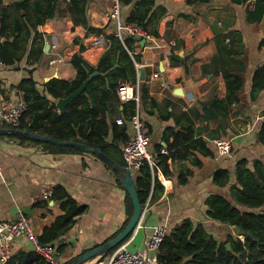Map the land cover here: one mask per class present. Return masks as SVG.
Masks as SVG:
<instances>
[{
	"label": "crops",
	"instance_id": "1",
	"mask_svg": "<svg viewBox=\"0 0 264 264\" xmlns=\"http://www.w3.org/2000/svg\"><path fill=\"white\" fill-rule=\"evenodd\" d=\"M17 1L21 0H3V5L11 6ZM155 1L156 6L166 10L159 23L160 36L125 38L136 40L133 44L135 54L142 57V63L137 65L138 74L140 69L145 70V80L141 83L147 88L149 98L142 102L140 113L150 129V152L157 161L160 155H164L161 154L163 148L169 151L165 140L167 130L181 133L192 123L195 129L192 142L202 139L212 155L205 154V146L194 145L185 150L187 145H182L178 148L179 155L185 158L169 159L167 162L170 176L166 177L159 167L157 178L164 186V192L152 200L151 210L143 217L128 246L130 251L144 250L155 226L166 224L170 230L187 218L206 224L207 229L220 239L226 232L227 235L234 234L233 227L207 219L206 199L212 194L230 196L239 160L247 159L251 166L255 160L264 162V145L256 138L259 126L264 122V91L256 97L252 96L254 73L264 64V6L255 11L257 0H210L196 5H188L186 0ZM67 7L68 4L63 2L60 15L38 28L42 36L31 44L21 63L0 71V108L2 105L13 106L24 99L20 84L31 70L38 90L44 92L46 83L54 79L73 81L76 78L77 71L71 60L80 53L81 47L85 48L82 56L90 65L96 67L100 62L107 44L96 46L93 42L98 36L105 35L88 32L84 26L76 25L72 17L65 14ZM131 9L122 8L125 19ZM109 11L107 2L89 0L87 15L90 26L104 30L107 35L115 33L116 27ZM217 31L231 34L226 40L227 43L233 40L230 49L234 54L230 58L241 61L245 67L241 103L232 107L230 128L221 138L232 143L229 155H223L209 140L220 121H207L203 117L204 104L215 98H224L227 94L220 68H208L218 55L214 40ZM178 41L181 44L173 52ZM40 46L44 47V53L33 65ZM169 52L179 56L185 64L172 63ZM53 60L56 62L51 65ZM216 70L220 71L218 75ZM152 100L157 103L155 108L151 106ZM130 107L129 102H122L119 98V101H112L103 109L108 126V143L115 140V124L119 129L127 127V133L133 136L131 119L128 120ZM168 113H172L173 117L164 120L162 115ZM183 114L190 122H178ZM120 119L122 124L118 123ZM86 129L87 125L83 130ZM168 137L172 142L170 132ZM38 142L0 134V221H15L23 211L29 217L35 234L43 236L58 217L64 215V211L61 202L53 195L49 200H44L42 196L54 193L58 188L63 189L84 208V212L76 217L72 229L53 244L58 250L62 246L60 262L67 264L122 232L129 218L130 196L118 172L97 155L66 146H59L68 148L66 150L50 151ZM121 148L124 150L123 145ZM109 156L117 163L122 159L116 152ZM218 170L230 172L231 183L227 187L214 184L213 177ZM134 173L136 178L139 172ZM25 252H34L33 245L27 238L19 237L14 242L13 255ZM156 260L157 254L152 256L149 264H155Z\"/></svg>",
	"mask_w": 264,
	"mask_h": 264
},
{
	"label": "trees",
	"instance_id": "2",
	"mask_svg": "<svg viewBox=\"0 0 264 264\" xmlns=\"http://www.w3.org/2000/svg\"><path fill=\"white\" fill-rule=\"evenodd\" d=\"M119 1L122 8L132 7L127 18H124L126 24L140 26L148 32L150 37L160 36L159 23L166 15V10L156 6L155 0ZM186 1L188 5L210 2V0ZM63 2L68 4L65 14H69L76 25L84 26L88 32L105 35L106 52L95 67L82 56L85 48L81 47L80 53L75 54L71 60L72 66L77 71L76 78L73 81L54 79L46 83L44 92L38 90L37 82L33 79V70L29 71V76L20 84L28 110L19 129L66 142L84 143L88 147L102 150L108 156L116 152L122 156L118 163L125 166L121 145L125 146L131 138L127 133L128 128L119 129V126L115 124V140L108 143L106 141L108 126L103 109L110 106L112 101H119L118 90L122 83L135 84L137 82V65L142 63V57L135 54L133 44L136 40L134 38L122 41L116 33L107 35L104 30L90 26L87 15L89 0H21L14 2L11 6H4L3 0H0V61L7 68L21 63L31 44L42 36L38 28L45 26L60 15ZM261 6H264V0H257L254 5L255 11ZM230 36L231 34L220 31L215 33L214 40L218 46V55L208 66V68H220L227 87V94L224 98H215L203 106L205 120L220 121L218 129L209 139L212 141L225 137L227 128H230L229 116L232 107L241 103V93L245 85L244 64L230 58L231 54H234L230 49L233 40L226 42ZM180 44L181 42H176L173 52ZM43 53L44 47L40 46L33 65ZM171 60L174 64H185L176 54L172 55ZM185 66L188 68L187 64ZM95 71L100 72V75L89 83L81 96L67 106L66 113H59L53 106L56 101L76 92ZM219 73L220 71L216 70V74ZM262 91H264V64L254 73L252 96L256 97ZM147 98H149L148 90L141 83V105ZM129 103L131 107L128 120L132 118L137 107L136 102ZM156 104L154 100L151 101V106L154 108ZM171 117H173L172 113L162 115L164 120ZM177 120L178 122L182 120L190 122L186 114ZM85 125L87 129L83 130ZM0 128L12 129L6 125H0ZM167 131L173 137V141H169L168 132L166 133L165 140L168 142L169 153L160 155L156 161L166 177L170 176L168 160L175 161L179 157L185 158L179 155L178 148L182 145H187L185 150H189L194 145L203 148L205 146V154L212 155L209 146L202 139L192 142L195 134L192 123L184 127L181 133H176L173 129ZM256 136L257 141L264 145V122L259 126ZM22 140L26 139L22 138ZM38 143L50 151L68 149ZM235 179L236 182L230 188L229 197L212 194L206 199V216L208 220L233 227L237 232L241 230L245 241H242L238 234H229L220 239L207 229L206 224L187 218L168 230L157 253L158 262L161 264H264V162L255 160L251 166L247 159L239 160L236 165ZM213 182L219 187H227L231 183L230 172L218 170L214 174ZM135 183L143 205L148 202L150 196L152 201L164 192V186L157 177L153 178L147 164L139 171ZM53 197L61 202L64 215L58 217L56 223L39 237L43 245L54 244L65 236L74 226L76 217L84 212V208L63 189H56ZM132 213L133 205L128 197V221ZM228 244L231 245L230 249L227 247ZM62 251V246H60L59 252ZM111 252L102 257H107ZM71 263L73 261L67 264ZM5 264L50 263L35 252H25L13 255Z\"/></svg>",
	"mask_w": 264,
	"mask_h": 264
},
{
	"label": "built area",
	"instance_id": "3",
	"mask_svg": "<svg viewBox=\"0 0 264 264\" xmlns=\"http://www.w3.org/2000/svg\"><path fill=\"white\" fill-rule=\"evenodd\" d=\"M110 5L109 17L115 24L117 36L124 41L126 36L149 39L148 32L136 24H126L124 21L123 10L119 0H102ZM107 44L104 36H98L93 45L105 46ZM169 56L172 52L168 53ZM56 60L51 61L53 65ZM7 68L0 61V71ZM119 98L122 102H136L137 107L134 115L131 118V127L133 129V136L125 144L123 156L125 167L132 173L139 172L142 168L149 165L153 178L158 174V165L155 156L150 152L151 135L150 129L140 113L141 106V81L139 74L137 82L131 84L124 82L118 90ZM28 110V104L23 99L19 103L9 106L2 105L0 108V125H6L12 129H19ZM119 124L123 120H118ZM213 143L219 148L223 155H229L232 152V143L224 139H214ZM169 151L166 148L161 150V154L168 155ZM53 192L45 193L42 198L49 200ZM151 196L148 202L144 205V215L151 210ZM168 226L166 224L157 225L153 228V232L147 240L145 249L142 251H130L129 244L135 237L134 233L123 244L118 246L107 257H98L88 264H149L153 255H156L168 234ZM138 231V230H137ZM19 237H25L33 245L34 252L42 256L50 264H62L60 262V252L58 248L53 245H43L39 237L35 234L31 225L29 217L21 211L15 221H0V263L5 264L13 256L14 242ZM155 264H161L156 260Z\"/></svg>",
	"mask_w": 264,
	"mask_h": 264
},
{
	"label": "water",
	"instance_id": "4",
	"mask_svg": "<svg viewBox=\"0 0 264 264\" xmlns=\"http://www.w3.org/2000/svg\"><path fill=\"white\" fill-rule=\"evenodd\" d=\"M146 42L145 40H143ZM139 79L141 82L145 80V70L140 69L139 70ZM100 73L98 71H95L92 73L88 80L84 82V84L73 94L69 95L68 97L61 98L56 102V108L59 110L60 113L64 114L67 111V106L76 98L82 95V93L85 91V89L88 87L89 83L97 76H99ZM180 94V92L178 93ZM0 134L4 135H11L20 137L27 140H33V141H40L48 144H53L57 146H66V147H73L77 150H80L85 153H91L97 155L101 160H103L105 163H107L109 166H111L115 171L118 172L120 177L122 178V183L126 191L128 192L132 203H133V213L130 217L126 227L124 230L115 238L111 239L107 243L103 244L102 246L96 247L87 253L83 254L82 256L78 257L72 264H87L91 260L103 256L111 251H113L115 248L123 244L129 237H131L134 233L137 232L141 225V221L143 219L144 215V205L141 203L135 178L133 173L128 170L125 166H121L119 163H117L115 160H113L110 156L106 155L102 152V150L98 148H91L88 147L85 144H81L75 141H62L58 139H54L52 137L43 136L37 133L21 130V129H0ZM28 210H26V213ZM238 237H243V232L240 230L237 232ZM249 238H251L249 236ZM227 247L230 249L231 245L228 244Z\"/></svg>",
	"mask_w": 264,
	"mask_h": 264
},
{
	"label": "rangeland",
	"instance_id": "5",
	"mask_svg": "<svg viewBox=\"0 0 264 264\" xmlns=\"http://www.w3.org/2000/svg\"><path fill=\"white\" fill-rule=\"evenodd\" d=\"M135 174V173H134ZM232 234H233V232H232ZM227 235V232L226 233H224V234H222V237H225ZM234 235H237V231L235 232L234 231ZM242 241H245V238H243V237H239Z\"/></svg>",
	"mask_w": 264,
	"mask_h": 264
}]
</instances>
